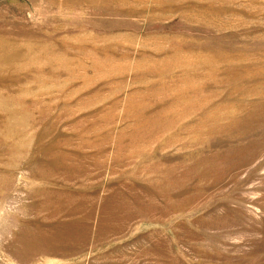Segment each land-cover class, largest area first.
<instances>
[{
  "label": "rangeland",
  "instance_id": "374dc122",
  "mask_svg": "<svg viewBox=\"0 0 264 264\" xmlns=\"http://www.w3.org/2000/svg\"><path fill=\"white\" fill-rule=\"evenodd\" d=\"M0 264H264V0H0Z\"/></svg>",
  "mask_w": 264,
  "mask_h": 264
}]
</instances>
